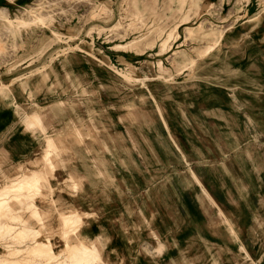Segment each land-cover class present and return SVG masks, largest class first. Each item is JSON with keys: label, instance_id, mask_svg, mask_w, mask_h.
<instances>
[{"label": "rangeland", "instance_id": "obj_1", "mask_svg": "<svg viewBox=\"0 0 264 264\" xmlns=\"http://www.w3.org/2000/svg\"><path fill=\"white\" fill-rule=\"evenodd\" d=\"M7 23L15 26L13 36L4 29ZM229 63L254 68L264 63V0H0V96L10 99L20 122L23 118L22 123L39 127L45 143L50 136L55 148L48 149L45 159L48 150H41L38 158L39 166L53 176L67 169V159H80L79 149L69 147L87 141L81 152L88 177L102 181L101 196L94 191L83 198L89 207L111 204L117 185L113 166L120 167L117 155L128 154L127 149L113 148L143 141V131L157 119L153 115L160 97L195 82L207 84L208 77L228 76ZM15 92L23 105L13 103ZM48 127L55 128L54 135L47 134ZM150 155L155 156L152 151ZM29 180L0 194V257L21 258L13 264H27L31 257L38 259L35 264H87L81 259L93 249L91 264H102L94 246L51 247L48 228L62 230L64 239L76 231L81 218L74 215L77 220L64 228L63 217L73 215L55 214V221L39 217L31 203L37 181ZM39 190L41 200L50 194ZM52 199L56 207L63 205L56 192ZM10 206L21 215L30 213L31 219L6 221L1 212ZM32 219L39 224L34 226ZM66 240L78 241L73 236ZM240 253L230 260L201 247L206 261L200 264H254Z\"/></svg>", "mask_w": 264, "mask_h": 264}, {"label": "crops", "instance_id": "obj_2", "mask_svg": "<svg viewBox=\"0 0 264 264\" xmlns=\"http://www.w3.org/2000/svg\"><path fill=\"white\" fill-rule=\"evenodd\" d=\"M4 29L15 34L14 24L7 23ZM226 69L228 76L218 80L208 77L207 84L199 81L191 88L183 86L159 96L162 101L153 115L157 119L143 131V141L114 146L127 149L128 154L117 155L120 167L113 166L117 185L112 188L111 204L106 206L89 207L83 201L91 196L89 192L102 195L98 193L102 181L87 174L82 153L87 141L69 147L79 149L80 159H67V169L53 176L39 166L38 158L41 150L55 148L50 136L45 143L39 127L22 123L23 118L20 122L10 99L0 96V191L26 177L36 180L31 203L39 217L55 221V214L61 213L81 218L76 231L66 236L76 238V245L62 238V230L48 228L53 233L48 240L51 247L94 246L102 264L188 260L200 264L206 261L200 256L201 247L227 254L230 260L241 252L252 263L264 264V63L255 68L229 63ZM253 86L255 92L248 90ZM11 98L23 105L17 92ZM55 131L47 128L51 136ZM151 151L155 156L151 157ZM136 155L141 160L138 163ZM113 160L116 163V153ZM49 166L51 171L53 166ZM42 188L50 192L44 200L38 197ZM55 192L63 201L61 207L52 204ZM1 213L6 221L31 219L30 213L21 215L15 206ZM91 214L95 218L89 217ZM65 218L62 226L69 228L70 219ZM31 221L34 226L39 224ZM91 251L83 262L91 264L95 256ZM13 258L0 257V261L13 264L21 260ZM30 259L27 264L38 260Z\"/></svg>", "mask_w": 264, "mask_h": 264}, {"label": "bare ground", "instance_id": "obj_3", "mask_svg": "<svg viewBox=\"0 0 264 264\" xmlns=\"http://www.w3.org/2000/svg\"><path fill=\"white\" fill-rule=\"evenodd\" d=\"M22 182L24 183V184H28V183H31L30 182V180H29V178H25V179H23L22 180ZM16 184L14 183V184H11V185H9V186H6L5 188H3V189H1V191H0V194H3V193H5V192H10L11 191V188L12 187H14ZM28 186V185H27ZM33 212V211H32ZM64 218V220H66V218L65 217H63ZM68 219H70L68 222L69 223H74L76 220H77V218L76 217H72V218H68ZM79 219V218H78ZM34 251V250H33ZM27 258V257H26ZM24 260V259H23Z\"/></svg>", "mask_w": 264, "mask_h": 264}]
</instances>
